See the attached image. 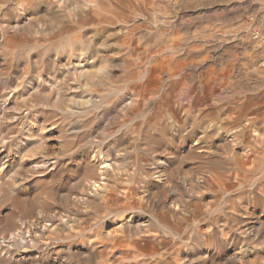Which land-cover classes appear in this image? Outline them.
Wrapping results in <instances>:
<instances>
[{
    "label": "bare ground",
    "instance_id": "6f19581e",
    "mask_svg": "<svg viewBox=\"0 0 264 264\" xmlns=\"http://www.w3.org/2000/svg\"><path fill=\"white\" fill-rule=\"evenodd\" d=\"M4 1L7 2L8 0H4ZM15 1L16 2H13V3H16L18 10L23 9V11H24V9L29 8V6H32L41 0H15ZM54 1H53V3H55V4L59 3V2H54ZM101 1L99 0V2L98 1L96 2L93 0H80V3H78L73 8L67 9V10L61 12L60 14H57L58 11L56 12V14L53 13L54 19H56V21L55 20L54 21L57 22V26H55L57 29L54 30V31H56L55 35L60 38L61 35L69 36L75 32L81 31L82 35H85V37H88L91 40V39H93L94 35L101 34V32L105 31V32H108V34H111L112 36H114L113 40L116 43V44L114 43L115 45L120 46L122 44H127V42L122 43V40L127 39V41H128L130 38L129 34L132 32V30L129 29L130 27H128L129 24H127V22L129 21V18L135 17L134 15H137L140 12L141 13L148 12L149 7H150L148 2H150V0L149 1L148 0H109L110 2L114 1L116 3L115 4H113V3L107 4L108 6H105L106 5L105 3L107 2V0L104 3L105 5ZM155 1H154V3L156 5L157 1L156 2ZM160 1H162V0H159V3H161ZM186 1H188V0H186ZM186 1H184V3H187ZM44 2H46V1H44ZM110 2H108V3H110ZM13 3H12V5H14ZM46 3H48V1ZM65 3H66V1H65ZM167 3L165 4V7H166V5L169 6V4H167ZM176 4H174V5H176ZM16 5H14V6H16ZM44 6H45V4H44ZM183 6H185V4ZM186 6H188V5L186 4ZM158 7H160V5ZM180 7H181V5H180ZM49 9H51V8H49ZM49 9H47V10H49ZM172 9H174V8H172ZM172 9H170V10H172ZM176 9H177V7H176ZM163 10H164V7H163ZM182 10H184V9H182ZM182 10H181V12H182ZM36 11H37V9H36ZM44 11H46V10H44ZM53 11L55 12L54 9H53ZM165 11H166V14H168L167 9H165ZM172 11H174V10H172ZM33 12H35V11H33ZM46 12H48V11H46ZM153 12H154V10H153ZM162 12H164V11H162ZM177 12H179V11L177 10ZM171 13L172 12H170L169 14H171ZM31 15H32V13H31ZM38 15L36 14V16H38ZM139 15H142V14H139ZM154 15H155V13H154ZM156 15H157V13H156ZM160 15H161V13L158 14V16H160ZM6 16H7V14H6ZM8 16L10 17V15H8ZM22 16H23V14H22ZM22 16H19V17H22ZM168 16H170V15H168ZM171 16H172V14H171ZM11 17H12V15H11ZM43 17L45 19V15ZM150 17H151V15H150ZM3 18H5V17L3 16ZM154 18H156V16ZM169 18L173 19L172 17H169ZM169 18H168V20H169ZM22 19H24V20L28 19L29 20V17L23 16ZM36 19H37V17H36ZM51 19H53V18H51ZM135 19H137V17H135ZM152 19H153V17H152ZM1 20H4V19H1ZM137 20H135V22H137ZM164 20H166V19H164ZM7 21H9V20H7ZM27 22H29V21H27ZM180 22H181V20H180ZM4 23H2V24H4ZM48 23H49V21H48ZM176 23H177V21H176ZM9 24H11V23H9ZM19 24H20V20H18V19L13 20V23L9 26V28H11L13 31L16 28H18ZM144 24H145V22H144ZM168 24H170V23H168ZM4 25H6V24H4ZM38 25H41V24H38ZM147 25H148V23H147ZM34 26H35V24H34ZM165 26H167V25H165ZM0 27H2V26H0ZM86 27H90L93 29L85 31ZM29 28H30V26H29ZM166 28H169V27H166ZM175 28H176V26H175ZM6 29H7V27H6ZM153 29H154V27H153ZM142 30H144V29H142ZM178 30L179 29H177L176 33H174L175 36L178 34L177 32H179ZM8 31H11V30H8ZM20 33H19V36L22 37L20 35ZM138 33L140 34V31ZM142 33H144V32L142 31ZM139 34H137V35H139ZM151 34H152V32H151ZM74 36H76V35H74ZM104 36H106V34ZM156 36H157V34H156ZM177 36H180V35L178 34ZM4 38H6V37H4ZM137 38H138V36H137ZM145 38H147V37H145ZM170 38L172 39V37H170ZM95 39H94V41H95ZM153 39H152V42H153ZM180 39H181V37H180ZM53 40H54V38H53ZM143 40H145V39L143 38ZM156 40H160V39H156ZM167 40H166V43H162V44H166L165 47H167L169 42L172 41V40L171 41L168 40L169 42L167 43ZM176 40H178V39H176ZM182 40L184 41V38ZM182 40H181V42H182ZM194 40H196V39H194ZM150 41H151V39H150ZM88 42H89V39H88ZM90 42H92V41H90ZM106 42H108V41H106ZM147 43H149V42H147ZM153 43H155V42H153ZM184 43H186V40ZM3 44L1 43V45H3ZM51 44H49V46ZM135 44H137V43H135ZM140 44L142 45L143 42H141ZM197 44H199V43H197ZM6 45H8V44H6ZM59 45L60 44H58V49H59ZM67 45L69 46L68 43H67ZM97 45H98V43H97ZM127 45H129V44H127ZM150 45H152L151 42H150L149 46ZM39 46H41V43ZM55 46H56V44H55ZM94 46H95V44H94ZM103 46H105V44H103ZM137 46H139V45H137ZM149 46H146V48ZM157 46H159V45H157ZM180 46L183 47V45H180ZM180 46H179V49L180 48L182 49V47H180ZM33 47H34V45H33ZM133 47H132V49L135 48V47L134 48ZM142 47H143V45H142ZM28 48H29V45H28ZM144 48H145V46H144ZM183 48H185V47H183ZM198 48H197V50H198ZM130 49H131V47H130ZM169 49L170 48H168L167 50H169ZM191 49L192 48H190V50ZM194 49H196V48H193V50ZM37 50L35 51L36 53L39 51V50L38 51ZM80 50L81 51L75 55L76 58L74 59V61L68 62L69 66H66L65 63L56 64V62H54V63H52V66L57 65V68H53V67L48 68L50 66V64H48L49 62H47L45 60L47 62L46 65H48V67L46 69L52 70L51 72H49L48 70L45 72L44 82L46 81L47 85L45 83L44 84L40 83L41 76L36 75L37 71H36V68L34 67L35 65L34 66L31 65L34 68H32V67L31 68H25L26 64L23 66L24 68H10L9 67V68H6L4 70H3V68H0V84H1L0 85V197L4 196V195L6 196L7 194L10 195V193L14 194V193H18V192H22L25 195H28L32 189L35 190V188H34L35 186L37 187L38 185H40L38 183H40L41 180L44 181V179H49L53 175V173H55V174L59 173V172H54V171H55L57 166L59 167L61 161H63L62 158L64 156V155L62 156V155L56 154V153L53 154V152L51 155H48L49 153L47 155H45L46 154L45 152H43L44 154L38 152V148H40V147L38 145H36L35 139H37V138L34 139L33 138L34 134L32 133V131H30V130H32V128L26 127L27 132H26V134L24 133L25 135H23V137L20 138L18 135H14V136H16V139L10 141L8 138H6L7 136H4V134L6 133V130L7 129L9 130V128L13 125L11 123L12 120L16 121V120H20V118H22L23 120L28 119V118H33L34 119L33 121H35V123L39 125V126L36 125L37 127H35L39 131L38 132L39 135L37 133L38 138L40 136V138L48 140L50 138L49 137L50 133L56 132L58 134V132H59V134H60L64 131L67 133L66 136L69 135V136H76L75 138L78 137V139H77L78 141L75 142L76 141V139H75V141H73V144H74V142L79 143L78 146L76 145L77 149L75 148L76 149L75 154L70 153L71 157L66 158L67 161H69V163L74 162V164H75L76 170L75 171L73 170V172L71 174L72 177L75 178V181H73L70 184V186H68L66 188H64L65 186H63V185H62L63 186L62 188L61 187L59 188V190L63 191L62 196L60 198L62 205L64 206L65 209H68L67 212H69V213L68 214L62 213L58 208L56 209V206H53L52 207L53 212L45 214V213H43V210L41 209V203L44 202V199L42 200L43 202H41V203L38 201H36V202L31 201L30 203L33 202L32 207L34 206L33 212L36 211L35 214L32 215L30 218H27V219H25L26 217H24V220L21 221L19 226H17V224L15 225V223L11 224L12 226L14 225V228L12 227V229H14L15 231L11 232L10 237H5V235L1 234V236H0V248L2 249V254L5 253V250L12 247V245H13L12 240L15 238V235L17 234V232H21V231L23 232L25 229V231L29 232L32 236L36 237V236H40V235H44V236L48 235L50 231L56 230L59 228L62 229V228H65L66 226L72 227L74 220L78 218L80 213H82L83 208L86 206H91V207L93 206L95 217L90 218L89 221L85 222V225H83L85 233L88 232L87 247L89 250H88L87 258H88L90 264H138L139 262H141V264H143L144 263L143 261H145L146 258H152L153 259V258L157 257V258L161 259L165 255L166 256L170 255L171 257L165 258L164 264H182L183 262H185L184 256H182V253H183L182 250H179L176 248L178 251L175 249L176 250L175 255L174 256L171 255L172 254L171 243L165 249L164 248L161 249L162 251L160 249L155 248V247H151L153 243L149 244L151 246H149L148 244L146 245L144 243H143V245L141 244V242H143V241H141L142 239L140 237H136V236L143 235L144 239H145V237L152 239L155 236V232L158 231L157 228L152 229L155 226L156 227L162 226V228H164V230H169V231L171 230L172 232H174L176 234L175 235L176 240L174 241L172 239L174 241L173 244L175 245V247H177L179 245V242H182V243L186 244L188 247L190 246L192 248L190 251V259L188 258L189 260L186 261L187 264H201V261H203V259H202L203 257H201V255L198 254L199 253L198 250H201L202 247H206L209 250H212L214 248L213 247L215 245L214 242H217V238H218L217 237L218 232L214 231V226L216 227V225L219 221V217L214 214V208L217 206V200H213V201L206 203V204H202L200 201L201 200L200 195H201V193H202V195L203 194L205 195V191H203L205 189L209 193L217 192V193L223 194V195L229 194L232 191L237 192L239 194V196H237V200L234 203L236 204V207H238L240 209L242 208L243 210H245L244 203L246 202V199L247 200L251 199L253 202H254L255 198L257 199V200L255 199L256 205H254V209H253V211H251V214L249 213V215H248V214H245L244 212H241V215H243V217L241 216L242 219L239 220L235 217H232L231 219L233 221V228H234L233 232H235V233L237 232V234L245 233V234H247V236H249V238H261L263 240V242L259 241L258 244L263 243V263L261 261L260 262L262 264H264V134H263V139L260 140L261 142L256 139V134H255L256 129L253 127L255 125L253 124V118L251 117V115L255 116V113L256 114L258 113L259 109L256 108L258 106V104L255 107L256 108L255 109L253 104L251 105L248 102L241 103L238 106V110H236L237 116L234 119H231V120L229 119V121H221V119H220L218 121L217 118L215 117L216 111L214 109H212L211 107H205L204 104L199 101L198 97L200 94L198 95V93L201 92L199 89H198V92H197V90H193V91L189 90L190 94L188 96L192 95L193 98L192 97L191 98L194 100L192 101V103L190 105H187L188 107L183 106L182 103L185 102L184 98L187 97L184 95V92H185L184 86H185V81L187 80L186 79V77H187L186 73L187 72L185 73L186 67L180 68L182 66H181L180 62H178L176 60H175L176 61L175 63H173V62L171 63V59L169 58V56L165 57V54H164V57H162V56L159 57L160 55H163V54H160V50H156V51L152 52L148 57L150 60H147V59L141 60L140 59L141 62L147 61L146 67L142 66L141 68H139L140 65L138 66V68H131L130 67L131 68L130 71H132V69H134L135 73L134 72L131 73L132 76L131 77L129 76L128 79L124 80V82H126V84L124 83L123 87L120 86L121 84L116 85L115 84L116 82H114V80H112V78L110 76L111 73L109 72V69H111L112 67H110L109 69H107V67H106V66H109L108 63L110 61L107 63V65H104L103 63L101 64L99 62L96 64L93 62V59H92L93 56L92 57L88 56L85 53L88 50H86L85 52H82L81 47H80ZM95 50L97 51V49H95ZM177 50H178V48H177ZM186 50H188V49H186ZM186 50H185V52H186ZM147 51H148V49H147ZM179 51H181V50H179ZM198 51H200V50H198ZM35 52L33 51V53H35ZM125 52H127V51H125ZM129 52L127 54H129ZM176 52L177 51H175V53ZM143 53H144V51H143ZM143 53H141V54H143ZM3 54L5 55V53H3ZM7 54L8 53H6V55ZM110 54H113V53H110ZM124 54H126V53H124ZM132 54H134V53H132ZM132 54H131V56H132ZM10 55H11V53H10ZM116 55H117V53H116ZM123 55H122V59H123ZM143 55H142V57H143ZM145 55H147V54L145 53ZM166 55H168V53ZM189 55H190V52H189ZM19 56H18V58H20ZM21 56H24V55H21ZM37 56H35V57H37L38 59L40 58V60H41V56L39 57V54H37ZM126 56H128V55H126ZM137 56L138 55H136V58H139ZM198 56L200 57V55H198ZM198 56H197V58H198ZM9 57H11V56H9ZM27 57H28V55H27ZM108 57H109V55H108ZM112 57L113 56H111V58ZM184 57L185 56L183 55L182 58L184 59ZM191 57L193 58V56H191ZM50 58H51V56H50ZM50 58H49V60H50ZM102 58H104V57L102 56ZM124 58H126V57L124 56ZM136 58L132 59L133 65L135 63L133 60H135ZM34 59L37 61L36 58H34ZM65 59H67V57ZM194 59H193V61H194ZM5 60H8V59L5 58ZM180 60H182V59L180 58ZM9 61H11L10 58H9ZM19 61H21V60H19ZM34 61H33V63H34ZM111 61H113V60H111ZM136 61H137V59H136ZM199 61H200V59H199ZM42 62H43V59H42ZM8 63H7V65H8ZM13 63L14 62L12 61L11 65H13ZM37 63H39V62L37 61ZM138 63L144 64L145 62H142V63L138 62ZM23 64H24V62H23ZM126 64L128 65V63H126ZM189 64H190V61H189ZM7 65H6V67H7ZM36 65L38 66V64H36ZM43 65H45V64L43 63ZM113 65H114V63H113ZM113 65H111V66H113ZM133 65H131V66H133ZM40 66H38L37 69L39 70V72L40 71L43 72L42 69L41 70L39 69ZM117 66H119V65H117ZM186 66H188V64ZM193 66H195V65H193ZM12 67H14V66H12ZM124 68H126V67H124ZM120 69H122V68H120ZM227 69H229V68H227ZM231 69L232 68H230L229 71H231ZM125 70H121V71H124V73H126ZM55 71L58 73L57 75L55 74L56 73ZM192 71H194V70H192ZM11 72H12V77H9V73H11ZM68 72H71L73 75H76L75 76L77 78V79L75 78L76 81H74V79L69 77L70 74L68 76ZM212 72H210L209 74L212 75ZM222 72H223V70H222ZM228 72H227V74H228ZM232 72H231V74H232ZM189 73H190V71H189ZM3 74L5 76H3ZM219 74H218V76H220ZM214 75H216V74H214ZM112 76H113V74H112ZM114 76H116V74ZM120 76L121 75H119V77H118V74H117L116 77L120 78ZM127 76H126V78H127ZM189 76H190V74H189ZM192 77H194V76L192 75ZM209 77H210V75H209ZM212 77H213V75H212ZM222 77H220V80H222L221 79ZM42 78H43V76H42ZM121 78H122V76H121ZM215 79H216L215 81H218L217 78H215ZM23 81L28 82V84L30 86V88H29V90H27L28 92H27V94H25V96L19 94L20 89H21L20 85L22 84ZM131 82H134V83H131ZM197 82H199V81L197 80ZM193 83H194V81H193ZM199 84L200 85H197V86L200 87L201 83L199 82ZM223 84H224L223 85V87H224L226 84L225 83H223ZM44 86H46V87H44ZM188 86H189V84H188ZM24 89H26V88H24ZM189 89H190V87H189ZM218 90H219V88H218ZM39 91L40 92L45 91L46 95H45V97H42L40 99L41 100L40 102L37 98L38 101L35 100V102L33 104L31 102L30 97L32 95L35 97L37 95V92H39ZM22 92H23V90H22ZM215 92H216V90H215ZM118 93H121V94L123 93L124 97H122V95H120ZM236 93H238V92H236ZM214 94L215 93H213L212 95H214ZM39 95H40V93H39ZM212 95L211 96L209 95V96L213 97ZM33 96H32V98H34ZM17 97L21 98V99L18 98L20 101L17 100ZM52 97H53V101H50V99ZM64 98H66L69 101V103L67 101L68 104L66 105L67 109H65V111L70 112V115H71V113H76V114H78V116L76 118L72 119L71 123H66L65 125L64 124L62 125L61 124L62 122L60 123V121H59L60 125L65 126V127L58 129L59 127H57V125L54 124V122L53 123L51 122L52 123L51 124L50 123L51 120L49 121V119L54 114L52 111H50V108H51V110L52 109H59L58 103L60 104V100L61 99L63 100ZM216 98H217V96H216ZM244 98H242V99H244ZM213 100L214 99H212V102L214 103ZM215 101H216V99H215ZM253 101H254V99H253ZM151 103H153V107L150 111H148V108L151 106ZM219 103H220V101H219ZM117 104H119L118 109L115 108ZM214 104H216V102ZM40 106L41 107L45 106L48 109L47 110L46 109L45 110H39L38 109L39 111H37L36 109ZM13 110H16V114L12 115ZM124 114L126 115V119L124 116L125 120L122 121L123 119L121 120V118H122L121 116ZM217 114H218V112H217ZM56 117L58 118V115H56ZM245 117H247V120L244 119ZM256 118H258V117H256ZM53 119L54 118H52V120ZM47 120L50 123V124L48 123L49 124L48 126L45 125ZM55 120H56V118L54 119V121ZM62 120L64 121L65 119L63 118ZM66 120L68 121V118ZM109 120H110V123L108 122ZM223 120H224V118H223ZM19 122L16 121V123L20 125ZM187 122H189V124H187ZM106 123H108L111 126V127L108 126L109 131H107V124ZM130 123L132 124V126H131L132 129L130 128ZM17 124H14V126L15 125L18 126ZM23 124H24V122H23ZM260 125H261V123H260ZM12 128H13V126H12ZM19 128H20V130L22 129L21 127H19ZM222 129H226V131H229V132L231 131V134L227 137V140L222 144V147L218 145V146H216V149L214 151L208 152L205 149L206 147L204 146L205 142L208 139L212 140L213 136H219L220 135L219 132ZM20 130H19V132H20ZM11 133H9V134H11ZM14 133H15V131H14ZM227 133H226V135H227ZM63 134H62V136H64ZM35 135H36V133H35ZM51 136H53V135H51ZM57 136L58 135L53 136V137H57ZM69 136H68V138H69ZM35 137H37V136H35ZM70 138H69V141L70 140L72 141L73 139L72 138L70 139ZM39 139H37V140L39 142L43 143V141L42 140L40 141ZM56 139H59V137H57ZM137 140H139V141L142 140V142L147 147L151 148V151H150L151 155L150 156H151L152 162L150 164L148 172L144 175V178H143L144 181L140 180L139 178L137 180L131 179V181L132 180L135 182L138 181L136 185H134L132 183L134 185V186H132L130 181H126V179L124 177L125 174H127V173H125L126 170L123 167L124 165L122 162H124V161H122V159H124V158H122V155L126 154V151H127L126 148L128 146H131V144H135V142ZM38 141H37V143H38ZM210 142H212V141H210ZM116 143L124 145L123 146L124 148L121 150L116 149L114 146V144H116ZM39 145H40V143H39ZM49 145H50V143H49ZM70 145H72V144H70ZM44 147H46V146H44ZM235 147H238V149L236 148L237 149L236 150ZM54 148L55 147H53V149ZM132 148H133V146H132ZM134 149H132L133 152H134ZM45 150H43V151H45ZM128 150H131V149H128ZM143 151H145V150H143ZM210 151H211V149H210ZM135 153H136V151H135ZM135 153H133V154L136 155ZM127 154H131V152L130 153L128 152ZM70 155H68V156H70ZM142 155L143 154H141V156ZM130 156H132V155H129V157ZM129 157H128V159H129ZM148 157H149V155H148ZM189 159H191L192 162L195 161V164H197L196 161L198 162L201 160H202V162L207 164V166H206L207 170L204 171L205 173H203L202 171L200 172V173H203V177L198 178L194 173H190V175L188 174L189 176L187 175V169L188 168L186 169V166L191 162V161H189ZM140 160H141V158H140ZM67 161H65V162H67ZM126 163H128V161ZM63 164H65V163H63ZM170 165H172V166H170ZM194 165L192 166V168H189L188 170L196 172L195 169H197L198 167L203 168L202 165H198V164L195 165L196 168H194ZM60 168H61V166H60ZM201 168H200V170H202ZM58 169L59 168H57V170ZM126 169H128V168H126ZM65 171H67V170H65ZM190 171H188V172H190ZM60 172H61V170H60ZM62 172H61V175H62ZM75 172H76V175H75ZM129 173L127 175H129ZM66 174H68V173H66ZM196 174L199 175V173H196ZM146 175L149 177V180H150L149 184L151 186H153V183H154L155 186L159 187V191H157L158 190L157 189L156 193H152V190H150L149 188H146L147 186H144V184L146 182L145 178H148V177H146ZM133 178H135V176ZM53 179L55 180L56 178L53 177ZM70 179L72 180V178H70ZM54 180H53V182H54ZM141 182H142V184H141ZM43 183H45V182H43ZM47 183H48V180H47L46 184ZM177 183L182 184L184 187H185V185H187V187H185V188L181 187V188H183V190H182L180 188V185H177ZM41 185L44 187V184L41 183ZM57 187H58V185H57ZM51 188H53V187L51 186ZM47 189H48V187H47ZM184 189L189 196H191V197L193 196L192 199L189 198V196H188L189 199H187V200L185 199ZM117 191L119 192V194L120 193L122 194L121 195L122 199L120 198V200H117L115 198L116 195L114 194V192H117ZM262 191H263V194H262L263 195V202L259 198ZM34 192H36V191H34ZM40 193L43 195H45V193H46L48 195L47 191L45 192V190H43L42 187H41V191H39V193H37L39 195L38 196L36 195L37 198L41 197ZM26 197H25V199H26ZM212 197H214V196H212ZM6 198H7V196H6ZM0 199H3V198H0ZM29 199L30 198H28V200ZM141 200H143L142 202H145L146 205H144V206L141 205L140 204ZM101 203L106 205L107 210H108L107 213L101 214V212H99L98 209L101 207ZM231 207H232V205H231ZM104 209H103V211H104ZM233 209L236 210V208H233ZM224 210H226V209L224 208ZM143 213L144 214L147 213V214L144 215ZM21 214H24V213L22 212ZM229 214H231V213H229ZM29 215L30 214H27L26 216H29ZM227 216H228V214H227ZM259 216L263 217V226L261 225V221L259 219ZM13 218L16 222L17 219H15V217H13ZM222 218H224V217H222ZM14 220H11V221H14ZM204 221H205V223H207L206 232L208 233V235H206V236H208V240H206V242H204V239H202L201 236L199 235L201 232L199 224H201V222H204ZM112 222H116L119 224V226L117 225L118 229H116L117 232L119 231L118 234L117 235H115V234L109 235L108 233L104 234L102 229H101V226H105V225L110 226L112 224ZM205 223H204V225H205ZM7 224H5V225H7ZM223 224H224V222H223ZM8 225H10V224H8ZM11 225L9 226V228L11 227ZM4 227H2V228H4ZM75 229H77V228H75ZM223 229H224V226H223ZM229 229H231V228H229ZM5 230L7 231L8 229H5ZM110 230H111V228H110ZM114 231L115 230H113V233H115ZM204 231H205V229H204ZM228 232L229 231H227V233ZM80 233H81V231H80ZM18 234H20V233H18ZM58 238H61V237H58ZM58 238H56L57 240H55V241H58ZM79 238H81V237H79ZM157 238L158 237H156V239ZM226 238H227V236H226ZM220 239H221V237H220ZM33 240L34 239H32V241ZM42 240H43V238H42ZM60 240H62V239H60ZM170 240H171V238H170ZM148 241H150V240H148ZM219 241L223 242L224 238H223V241H222V239ZM30 242H31V240L29 241V243ZM33 242H31V243L33 244ZM46 242H48V241H46ZM152 242H154V241H152ZM221 242H218L219 247H222L223 245H225V243H221ZM236 242H237V244H239V241H236ZM37 245H39V244H37ZM51 245H53V244L51 243ZM30 246L33 247V245H30ZM181 247H180V249H181ZM184 247H185V245H184ZM33 248H36V247H33ZM41 248H43V246ZM45 250H47V247H45ZM247 250H242V245H237L235 247H232V252H230V257L226 260V261H228L227 264H229L230 261L233 262V261L240 260L241 257L243 256L242 254L245 253ZM42 251L44 252V250H42ZM42 251L40 252L39 250H35L34 256H36V257L38 255L41 257L44 256ZM252 251H254V250L249 249V253ZM33 253H34V250H32V248L29 247V245H27V244L23 245L22 244V246L18 247L17 251L15 252L16 256L14 259H15V261L28 260V259L32 258L31 256ZM47 254H48V252H47ZM45 256H46V254H45ZM84 256H85V254H84ZM202 256H205V254L204 255L202 254ZM206 256H207V254H206ZM227 257H228V255H227ZM43 258H44L43 261H41L42 264H55V261H53L51 259H46L45 257H43ZM61 258H62V255H61ZM255 258H257V257H255ZM37 259L38 258H36V260ZM75 259H76V257H75ZM205 259H206V257H205ZM181 260H182L181 263H177V261L179 262ZM210 260H212V259H210ZM220 261H224V260L221 259ZM186 262H185V264H186ZM237 262H239V261H237ZM209 263L210 262H208V264ZM213 263L214 262L212 260L211 264H213ZM251 264H254V263L252 262Z\"/></svg>",
    "mask_w": 264,
    "mask_h": 264
},
{
    "label": "rangeland",
    "instance_id": "374dc122",
    "mask_svg": "<svg viewBox=\"0 0 264 264\" xmlns=\"http://www.w3.org/2000/svg\"><path fill=\"white\" fill-rule=\"evenodd\" d=\"M11 1V2H10ZM8 0L7 2H5L4 0H0V18L1 19H4V20H1L0 19V68H3L6 69V68H24L23 66L25 65L26 67L25 68H36V75L37 76H41V79H40V83H46V81L44 82V78H45V72L48 70L49 72H51L52 70L51 69H46L48 67L47 62H49L48 64H50V66L48 68H57V65L56 66H52V63L56 62V64H63L65 63L66 66H69L68 65V62L70 61H74V59L76 58L75 55L78 54L81 50H80V47L82 49V52H85V53L88 55V56H93L92 59H93V62L94 63H103L104 65H108L109 66H106L107 69H109L110 67H112L111 69H109V72L111 73L110 76L112 78V80H114V82H116L115 84L117 85H120L123 87L124 83L126 84V82H124V80L128 79L129 76L131 77L132 74L131 73H135V70L132 69V71H130L131 68H141L142 66L146 67L147 66V61H142V62H145L144 64L140 61L141 60H150L148 57L149 55L156 51V50H160V54H163V55H160L159 57H164V54H165V57L166 56H169V58L171 59V63H175L176 61L180 62L181 66L180 68H185V73L187 74V77H186V81H185V92H184V95L187 96L185 99V102L182 103L183 106H187V105H190L192 103V101L194 99L192 95L188 96L190 94V91H193V90H197L198 92V89L202 92H199L198 95V99L201 103L204 104L205 107H211L212 109H214L216 111V114L218 112V114L216 115L215 114V117L217 118V120L219 121L221 119V121H229V119H234L236 116H237V111L238 110V106L241 104V103H245V102H248L250 103L251 105L253 104L254 108H258L259 111L258 113L256 114L255 113V116L258 117L256 118L255 116H252L251 114V117L253 118V124L255 126H253L255 129H256V139L257 140H261L263 139V134H264V52H263V48H264V44L262 42H260L259 40H256L252 37V32L254 30H259L262 34H264V0H184L186 1L187 3H184V1L182 0H162L160 1L161 3H159V0H150L149 5V11L148 12H143V13H139V14H142V15H134L135 17H137V19L140 21H138L137 19H135V17H131L129 18V21L127 22L128 27H130L129 29L132 30V32L129 34L130 38L129 40L127 41V39L125 40H122V43H126L129 44H122L120 46H117L115 45V41L113 40V37L111 34H108V32H101V34H97V35H94L93 36V39L90 40V38L88 37H85V35H82L81 34V31L80 32H75L69 36H64V35H61L60 38L58 36L55 35V32L54 30H56L57 28L55 26H57V22L56 19H54V14H60L61 12L67 10V9H70V8H73L74 6H76L78 3H80V0H41L39 1L38 3H35L34 5L32 6H29V8H26L24 9H19L18 10V7L16 5V3H13V2H16L15 0ZM44 1H48V3L44 2ZM54 2H59V3H53ZM61 1V2H60ZM66 1V3H65ZM93 1H98L99 0H93ZM101 1V0H100ZM149 1V0H148ZM154 1L156 2V5L154 3ZM168 3H167V2ZM175 3H174V2ZM190 1V2H189ZM194 1V2H193ZM44 2V3H43ZM51 2V3H50ZM103 4L106 2V0H102L101 1ZM109 0H107V2L104 4L105 6H108L107 4H115L116 2L114 1H111L110 3ZM153 2V3H152ZM192 2V3H191ZM3 3V4H2ZM9 3V4H8ZM12 3L14 5H12ZM43 3V4H42ZM151 3V4H150ZM169 4L166 5L165 7V4ZM171 3V4H170ZM177 3V4H176ZM190 3V4H189ZM6 4V5H5ZM45 4V6H44ZM47 4V5H46ZM52 4V5H51ZM54 4V5H53ZM59 4V5H58ZM164 4V5H163ZM173 4V5H172ZM176 4V5H174ZM185 4V6H183ZM186 4L188 6H186ZM69 5V6H68ZM160 5V7H158ZM178 5V6H177ZM181 5V7H180ZM190 5V6H189ZM3 6V7H2ZM10 6V7H9ZM52 6V7H51ZM67 6V7H66ZM156 6V7H155ZM164 7V10H163V7ZM15 7V8H14ZM48 7V8H47ZM56 7V8H55ZM172 8V10H170ZM177 7V9H176ZM185 7V8H184ZM187 7V8H186ZM10 8V9H9ZM43 8V9H42ZM45 8V9H44ZM51 8V9H49ZM154 8V9H153ZM162 8V9H161ZM180 8V9H179ZM17 9V10H16ZM37 9V11H36ZM49 9V10H47ZM53 9L55 10V12L53 11ZM165 9H167V13L166 14V11ZM184 9V10H182ZM9 10V11H8ZM32 10V11H31ZM48 12H46V11ZM154 10V12H153ZM176 10V11H175ZM177 10L179 12H177ZM182 10V12H181ZM27 11V12H26ZM35 11V12H33ZM53 11V12H52ZM156 11V12H155ZM164 11V12H162ZM3 12V13H2ZM6 12V13H5ZM29 12V13H28ZM153 12V13H152ZM159 12V13H158ZM170 12H172V16L171 14H169ZM10 13V14H9ZM32 13V15H31ZM42 13V14H41ZM155 13V15H154ZM157 13V15H156ZM160 16H158V14H160ZM178 15H177V14ZM7 14V16H6ZM14 14V15H13ZM19 16H23L24 17H29V20H24L22 19V17H19ZM36 14L38 16H36ZM163 14V15H162ZM5 18H3V16ZM10 15V17L8 16ZM12 15V17H11ZM29 15V16H28ZM45 15V19H44V16ZM47 15V16H46ZM151 15V17H150ZM166 17H165V16ZM170 15V16H168ZM183 15V16H182ZM17 16V17H16ZM35 16V17H34ZM50 16V17H49ZM156 16V18H154ZM19 17V18H18ZM37 17V19H36ZM148 17V18H147ZM153 17V19H152ZM162 17V18H161ZM165 17V18H164ZM169 17H172L173 19L169 18ZM176 17V18H175ZM180 17V18H179ZM182 17V18H181ZM40 18V19H39ZM53 18V19H51ZM134 18V19H133ZM143 18V19H142ZM151 18V19H150ZM169 18V20H168ZM20 20V24L18 25V28H16L15 30L12 31L11 28H9V26L13 23V20ZM33 19V20H32ZM42 19V20H41ZM150 19V20H149ZM166 19V20H164ZM171 19V20H170ZM181 22H180V20ZM9 20V21H6ZM55 20V21H54ZM135 20H137V22H135ZM154 20V21H153ZM168 20V21H167ZM29 21V22H27ZM34 21V22H33ZM49 21V23H48ZM163 23H162V22ZM174 21V22H173ZM177 21V23H176ZM5 22V23H4ZM11 24H9V23ZM27 22V23H26ZM31 22V23H30ZM46 22V23H45ZM145 22V24H144ZM148 25H147V23ZM170 24H168V23ZM6 25H4V24ZM33 23V24H32ZM45 23V24H44ZM52 23V24H51ZM150 23V24H149ZM35 24V26H34ZM38 24H41V25H38ZM54 24V25H53ZM133 24V25H132ZM32 25V26H31ZM52 25V26H51ZM126 25V24H125ZM132 25V26H131ZM159 25V26H158ZM167 25V26H165ZM4 26V27H3ZM30 26V28H29ZM45 26V27H44ZM50 26V27H49ZM150 26V27H149ZM165 26V27H164ZM176 26V28H175ZM7 27V29H6ZM152 27V28H151ZM154 27V29H153ZM166 27H169V28H166ZM171 27V28H170ZM175 29H174V28ZM34 28V29H33ZM54 28V29H53ZM156 28V29H155ZM173 28V29H172ZM25 29V30H24ZM30 29V30H29ZM53 29V30H52ZM93 28H90V27H86L85 28V31H88V30H91ZM144 29V30H142ZM147 29V30H146ZM152 29V30H151ZM161 29V30H160ZM167 29V30H166ZM179 29L177 32L180 36H175L174 33H176V30ZM8 30H11V31H8ZM21 30V31H20ZM29 32H28V31ZM140 31V34L138 33ZM171 30V31H170ZM42 31V32H41ZM138 31V32H137ZM142 31L145 33H142ZM173 31V32H172ZM8 32V33H7ZM11 32V33H10ZM21 32V33H20ZM54 32V33H53ZM105 32V33H104ZM137 32V33H136ZM149 32V33H148ZM152 32V34H151ZM181 32V33H180ZM19 33L22 37L19 36ZM173 33V34H172ZM85 34V33H84ZM106 34V36H104ZM139 34V35H137ZM142 34V35H141ZM148 36H147V35ZM151 34V35H150ZM157 34V36H156ZM11 35V36H10ZM28 35V36H27ZM32 35V36H31ZM37 35V36H36ZM76 35V36H74ZM175 37H174V36ZM138 36V38H137ZM144 38L145 40H143V38L141 39L140 37ZM147 38H145V37ZM153 36V37H152ZM156 36V37H155ZM6 37V38H4ZM8 37V38H7ZM27 37V38H26ZM32 37V38H31ZM37 37V38H36ZM105 37V38H104ZM132 37V38H131ZM152 37V38H151ZM160 37V38H159ZM172 37V39L170 38ZM181 37V39H180ZM184 38V41L182 40ZM54 38V40H53ZM59 38V39H58ZM86 38V39H85ZM96 38V39H95ZM151 41H150V39ZM154 38V39H153ZM160 39V40H156V39ZM163 38V39H162ZM36 41H35V40ZM88 39H89V42H88ZM95 39V41H94ZM101 41H100V40ZM122 39V38H121ZM142 41H141V40ZM149 39V40H148ZM152 39H153V43L152 42ZM165 39V40H164ZM171 41V42H169ZM178 39V40H176ZM180 39V40H179ZM196 39V40H194ZM27 40V41H26ZM48 40V41H47ZM59 40V41H58ZM104 40V41H103ZM120 40V39H119ZM138 42H137V41ZM156 40V41H155ZM166 40H167V43L169 42V44L166 46V44H162V43H166ZM182 40V42H181ZM186 40V43H184ZM193 40V41H192ZM3 41V42H2ZM50 41V42H49ZM54 41V42H53ZM92 41V42H90ZM98 41V42H97ZM108 41V42H106ZM113 41V42H112ZM140 41V42H139ZM165 41V42H164ZM46 42V43H45ZM53 42V43H52ZM59 42V43H58ZM100 42V43H99ZM141 42H143V47L142 45L140 44ZM145 42V43H144ZM149 42V43H147ZM150 45L149 46V44ZM157 42V43H156ZM160 42V43H159ZM1 43L3 45H1ZM41 43V46H39ZM51 44L49 46V44ZM67 43L69 44V46L67 45ZM98 43V45H97ZM111 45H110V44ZM115 43V44H114ZM137 43V44H135ZM139 43V44H138ZM192 43V44H191ZM194 43V44H193ZM199 43V44H197ZM8 44V45H6ZM23 44V45H22ZM56 44V46H55ZM58 44L59 45V49H58ZM95 44V46H94ZM102 44V45H101ZM103 44H105V46H103ZM156 44V45H155ZM186 46H185V45ZM197 44V45H196ZM22 45V46H21ZM28 45H29V48H28ZM34 45V47H33ZM36 45V46H35ZM43 45V46H42ZM47 45V46H46ZM80 45V46H79ZM139 45V46H137ZM141 45V46H140ZM154 45V46H153ZM159 45V46H157ZM180 45H183V48L182 46ZM27 46V47H26ZM31 46V47H30ZM46 46V47H45ZM98 46V47H97ZM114 46V47H113ZM135 48H134V47ZM145 46V48H144ZM146 46H149L146 48ZM179 46L182 47V49L180 48L179 49ZM9 47V48H8ZM50 47V48H49ZM102 47V48H101ZM106 47V48H105ZM108 47V48H107ZM131 47V49H130ZM132 47L134 49H132ZM155 47V48H154ZM178 50H177V48ZM200 49H199V48ZM32 48V49H31ZM112 48V49H111ZM129 48V49H128ZM153 48V49H152ZM165 48V49H164ZM168 48H170L169 50H167ZM190 48H192L190 50ZM193 48H196L193 50ZM200 50L198 51L197 50ZM31 51H30V50ZM40 51H38V50ZM45 49V50H44ZM97 49V51L95 50ZM107 49V50H106ZM110 49V50H109ZM148 49V51H147ZM173 49V50H172ZM2 50V51H1ZM38 51L37 53L35 51ZM78 50V51H77ZM99 50V51H98ZM106 50V51H105ZM113 50V51H112ZM115 50V51H114ZM118 50V51H117ZM167 50V51H166ZM171 50V51H170ZM181 50V51H179ZM186 50V52H185ZM33 51L35 53H33ZM76 51V52H75ZM127 51V52H125ZM131 53H130V52ZM144 51V53H143ZM148 53H147V52ZM166 51V52H165ZM175 51H177L175 53ZM186 53H184V52ZM190 52V55H189V52ZM5 53V55L3 53ZM20 52V53H19ZM129 52V54H127ZM165 52V53H164ZM192 52V53H191ZM6 53H8L6 55ZM11 53V55H10ZM18 53V54H17ZM24 53V54H23ZM30 53V54H29ZM41 53V54H40ZM96 53V54H95ZM108 53V54H107ZM110 53H113V54H110ZM117 53V55H116ZM121 53V54H120ZM126 53V54H124ZM134 53V54H132ZM139 53V54H138ZM143 53V54H141ZM145 53L147 55H145ZM168 53V55H166ZM183 53V54H182ZM196 53V54H195ZM199 53V54H198ZM37 54H39V57L41 56V60L40 58L38 59L37 57ZM46 54V55H45ZM91 54V55H90ZM100 54V55H99ZM124 54V55H123ZM132 54V56H131ZM173 54V55H172ZM194 54V55H193ZM2 55V56H1ZM11 57H9V56ZM14 55V56H13ZM20 55V56H19ZM21 55H24V56H21ZM28 55V57H27ZM34 55V56H33ZM74 55V56H73ZM104 58H102V56ZM105 55V56H104ZM109 55V57H108ZM122 55H123V59H122ZM128 55V56H126ZM136 55H138L137 57L139 58H136ZM143 55V57H142ZM178 55V56H177ZM183 55L185 56L184 59L182 58ZM200 55V57L198 56ZM18 56L21 58H18ZM32 56V57H31ZM37 56V57H35ZM51 56V58H50ZM111 56H113L111 58ZM115 56V57H114ZM124 56L127 58H124ZM135 56V57H134ZM180 56V57H179ZM189 56V57H188ZM193 56V58L191 57ZM198 56V58H197ZM3 57V58H2ZM64 57V58H63ZM67 57V59H65ZM96 57V58H95ZM120 57V58H119ZM177 57V58H176ZM187 57V58H186ZM8 59V60H5ZM9 58L11 61H9ZM13 58V59H12ZM31 60H30V59ZM36 58L37 61L39 63H37V61L34 59ZM50 58V60H49ZM100 58V59H99ZM106 58V59H105ZM116 58V59H115ZM136 58L138 62L142 63V64H139L136 59L133 60L135 63L133 65L132 63V59ZM145 58V59H144ZM180 58L182 60H180ZM192 58V59H191ZM195 58V59H194ZM3 59V60H2ZM29 59V60H28ZM42 59H43V62H42ZM59 59V60H58ZM95 59V60H94ZM104 59V60H103ZM122 59V60H121ZM126 59V60H125ZM188 59V60H187ZM190 59V60H189ZM194 59V61H193ZM200 59V61H199ZM5 60V61H4ZM21 60V61H19ZM36 62H35V61ZM47 62H46V61ZM53 60V61H52ZM55 60V61H54ZM106 60V61H105ZM113 60V61H111ZM131 60V61H130ZM176 60V61H175ZM184 60V61H183ZM12 61L14 62L13 65L12 64ZM19 61V62H18ZM34 61V63H33ZM67 61V62H66ZM124 61V62H123ZM129 61V62H128ZM187 61V62H186ZM189 61H190V64H189ZM197 61V62H196ZM4 62V63H3ZM6 62V63H5ZM9 62V63H8ZM11 62V63H10ZM24 62V64H23ZM51 62V63H50ZM117 62V63H116ZM128 63V65L126 63ZM193 62V63H192ZM8 63V65H7ZM19 65H18V64ZM38 64L39 69L43 70L39 72V70L37 69L38 66L36 64ZM43 63L45 65H43ZM114 63V65H113ZM125 63V64H124ZM130 63V64H129ZM132 63V64H131ZM137 63V64H136ZM15 64V65H14ZM116 64V65H115ZM136 64V65H135ZM188 64V66H186ZM7 65V67H6ZM30 67H29V66ZM31 65H35L34 67L31 66ZM113 65V66H111ZM119 65V66H117ZM124 65V66H123ZM130 65V66H129ZM133 65V66H131ZM185 65V66H184ZM195 65V66H193ZM198 65V66H197ZM3 66V67H2ZM14 66V67H12ZM126 67V68H124ZM131 67V68H130ZM119 68V69H118ZM122 68V69H120ZM124 68V69H123ZM190 68V69H189ZM196 68V69H195ZM219 68V69H218ZM221 68V69H220ZM229 68V69H227ZM231 69V71H229ZM127 71H126V70ZM111 70V71H110ZM121 70H125L126 73H124V71H121ZM194 70V71H192ZM220 70V71H219ZM223 70V72H222ZM120 71V72H119ZM190 71V73H189ZM200 71V72H199ZM204 71V72H203ZM213 71V72H212ZM219 71V72H218ZM229 71V72H228ZM233 71V72H232ZM42 72V73H41ZM56 72V71H55ZM115 72V73H114ZM122 72V73H121ZM199 72V73H198ZM210 72H212V75L209 74ZM228 72V74H227ZM232 72V74H231ZM41 73V74H40ZM192 77V75L194 77ZM201 73V74H200ZM205 73V74H204ZM220 73V74H219ZM223 75H222V74ZM39 74V75H38ZM56 75L58 74L57 72L55 73ZM70 74V76H69ZM113 74V76H112ZM116 74H118V77L119 75L120 78H117L116 76H114ZM123 74V75H122ZM128 76H127V75ZM192 74V75H191ZM198 74V75H197ZM216 74V75H214ZM218 74L220 76H218ZM2 75V74H1ZM125 75V76H124ZM196 75V76H195ZM210 75V77H209ZM227 77H226V76ZM3 76H5L3 74ZM43 76V78H42ZM68 76L71 77L72 79H74V81H76V75H73L71 72H68ZM67 76V77H68ZM127 76V78H126ZM215 76V77H214ZM223 76V77H222ZM9 77H12V72L9 73ZM190 77V78H189ZM197 77V78H196ZM220 77H222L220 80ZM230 77V78H229ZM76 78V79H75ZM124 78V79H123ZM195 78V79H194ZM199 78V79H198ZM217 78V80L219 81H215ZM201 83V86H197V85H200L199 82H197V80ZM123 80V81H122ZM189 80V81H188ZM194 83H193V81ZM119 81V82H118ZM214 81V82H213ZM118 82V83H117ZM123 82V83H122ZM196 82V83H195ZM225 83L226 85L223 87V83ZM13 83V82H12ZM75 83V82H74ZM131 83H134V82H131ZM192 83V84H191ZM215 83V84H214ZM26 84V85H25ZM189 84V86H188ZM196 84V85H195ZM1 85V84H0ZM28 85V86H27ZM188 86V87H187ZM192 86V87H191ZM46 87V86H44ZM190 87V89H189ZM198 87V88H197ZM20 92L19 94L20 95H23L25 96V94H27V90H29L30 86L28 84V82L26 81H23L22 84L20 85ZM23 88V89H22ZM26 88V89H24ZM201 88V89H200ZM219 88V90H218ZM23 90V92H22ZM190 90V91H189ZM216 90V92H215ZM219 91V92H218ZM26 92V93H25ZM47 92V91H46ZM238 92V93H236ZM23 93V94H22ZM40 93V95H39ZM43 95H42V94ZM209 93V94H208ZM213 93H215L214 95H212ZM120 95H122V97H124L123 93H118ZM187 94V95H186ZM208 94V95H207ZM219 94V95H218ZM35 95V94H34ZM39 95V96H38ZM42 95V96H41ZM45 91L44 92H37V95L32 98V96L30 97L31 99V102L34 104L35 100H39V102L41 101L40 99L42 97H45ZM202 95V96H201ZM212 95L213 97H210ZM245 95V96H244ZM183 96V95H182ZM209 96V97H208ZM215 96V97H214ZM217 96V98H216ZM240 96V97H239ZM21 97V96H20ZM20 97H17V100L21 99ZM192 97V98H191ZM234 97V98H233ZM237 97V98H236ZM245 97V98H244ZM19 98V99H18ZM211 98V99H210ZM233 98V99H232ZM244 98V99H242ZM254 101H253V99ZM183 99V100H184ZM212 99H214V103L216 102V104H214L212 102ZM216 99V101H215ZM37 100V101H38ZM211 100V101H210ZM257 100V101H256ZM20 101V100H19ZM50 101H53V97L50 99ZM67 99L64 98L63 100L61 99L60 100V104L58 103L59 105V109H52L50 108V111H52L54 114L53 116L49 119L50 123L54 122V124L57 125V127H59L58 129H61V128H64L65 126H62L63 124L65 125L66 123H71L72 122V119L76 118L78 116V114L76 113H71L70 115V112H66L65 109H67ZM187 101V102H186ZM208 101V102H207ZM220 101V103H219ZM252 101V102H251ZM153 102V101H152ZM212 102V103H211ZM228 102V103H227ZM66 103V104H65ZM206 104V105H205ZM219 104V105H218ZM213 107H212V106ZM231 105V106H230ZM61 106V107H60ZM217 106V107H216ZM220 106V107H219ZM38 107L36 110L39 111V110H47L48 108L47 107ZM153 107V103H151V106L148 108V111H150ZM188 107V106H187ZM215 107V108H214ZM230 107V108H229ZM41 108V109H40ZM116 109L119 108V104L116 105L115 107ZM255 108V109H256ZM39 109V110H38ZM224 109V110H223ZM233 109V110H232ZM55 111V112H54ZM63 111V112H62ZM221 111V112H220ZM57 112V113H56ZM65 112V113H64ZM226 112V113H225ZM233 113V114H232ZM13 114H16V110H13ZM58 115V118L56 117V115ZM68 114V115H67ZM222 115V116H221ZM228 115V116H227ZM233 115V116H232ZM55 116V117H54ZM61 118H60V117ZM124 116H125V119H126V115H122L121 117V120L124 121ZM224 116V117H223ZM260 117V118H259ZM52 118H56V120L54 121V119L52 120ZM65 119L64 121L62 119ZM68 118V121L66 120ZM224 118V120H223ZM228 119V120H227ZM244 119L247 120V117H245ZM25 120V121H24ZM22 119L20 118V120H16L17 122L20 123L17 124L16 121L12 120V126L9 128V130L7 129L6 130V133L4 134V136H7L6 138H8L10 141L11 140H15L16 139V136L14 135H18L20 138L23 137V135L26 134V130L27 128H32V133L34 134L33 138H38V135H39V131L35 128L37 126H39L38 124L35 123V121H33L34 119L33 118H28V119ZM31 120V121H30ZM49 121L47 120V122L45 123L46 126H48L50 123ZM62 125H60V123ZM245 121V120H244ZM24 122V124H23ZM64 122V123H63ZM110 123V120L108 121ZM258 122V123H257ZM263 122V123H262ZM49 123V124H48ZM51 123V124H52ZM58 123V124H57ZM261 123V125H260ZM14 124H17L18 126H14ZM23 124V125H22ZM26 124V125H25ZM32 124V125H31ZM35 124V125H34ZM107 124V131H109V127H111L108 123ZM187 124H189V122H187ZM34 125V126H33ZM37 125V126H36ZM44 125V124H43ZM260 125V126H259ZM23 126V127H22ZM109 126V127H108ZM132 124L130 123V128L132 129ZM188 126V125H187ZM257 126V127H256ZM21 127L22 129L20 130ZM27 127V128H26ZM4 128V127H3ZM17 128V129H16ZM5 129V128H4ZM11 129V130H10ZM15 129V130H14ZM17 130V131H16ZM20 130V132H19ZM201 130V129H200ZM199 130V131H200ZM15 131V133H14ZM35 131V132H34ZM37 131V132H36ZM60 131V130H59ZM173 131V130H172ZM11 134H9V133ZM174 132V131H173ZM228 132V133H227ZM25 133V134H24ZM36 133V135H35ZM38 133V135H37ZM64 133V134H63ZM172 133V132H171ZM227 133V135H226ZM258 133V134H257ZM7 134V135H6ZM62 134L64 136H62ZM173 134V133H172ZM219 136H213L212 140L211 139H208L204 146L206 147L205 149L208 151V152H212L216 149V146H221L222 147V144L227 140V137L231 134V131H226V129H222L220 132H219ZM12 135V136H11ZM56 136L58 135L57 137H59V139H56L57 137H53V136ZM60 135V136H59ZM67 133L66 132H62L58 134L55 132V133H50L49 138L48 140L47 139H42L40 138L39 140L43 141V143L39 142L37 139H35L36 141V145H38L40 148H38V152L40 153H43L45 152L47 155H51L52 152L53 154L56 153V154H60V155H64L59 167L57 166L55 171L54 172H59L58 174H55L53 173V175L49 178V179H44V181H40V185H38L37 187L35 186V190L32 189L31 192L28 194V195H25L24 193L22 192H18V193H10V195H6L4 196H1L0 198H3V199H0V236L1 234L2 235H5V237H10V234L11 232L15 231L14 229H12V227L14 228V225L12 226L11 224H14L15 225L17 224V226H19V224L21 223L22 220H24V217H26L25 219L27 218H30L32 215L35 214L36 211L33 212L34 210V206L32 207V204L33 202L35 201H38V202H43L42 200L44 199V202L41 203V209L43 210V213L45 214H48V213H52L53 210H52V207L53 206H56V209L58 208L62 213H66L68 214L69 212H67L68 209H65L64 206L62 205V202H61V196H62V193L63 191L62 190H59V188L65 186L64 188L70 186V184L75 181V178L72 177V172L73 170L75 171L76 170V167H75V164L74 162H70L67 161L66 158H70L71 154H75L76 152V147L79 145V143H75L77 142L78 140V137L75 138L76 136H69V138L71 137L73 140L69 141V138L68 136H66ZM155 135V134H154ZM222 135V136H221ZM37 136V137H35ZM14 137V138H13ZM62 137V138H61ZM68 138V139H67ZM70 138V139H71ZM226 138V139H225ZM61 139V140H60ZM67 139V140H66ZM76 139V141H75ZM46 140V141H45ZM66 140V141H65ZM214 140V141H213ZM38 141V143H37ZM45 141V142H44ZM48 141V142H47ZM73 141L74 144H73ZM212 141V142H210ZM216 141V142H215ZM71 142V143H70ZM261 142V141H260ZM40 143V145H39ZM50 143V145H49ZM52 143V144H51ZM67 143V144H66ZM208 143V144H207ZM47 144V145H46ZM72 144V145H70ZM207 144V145H206ZM77 145V146H76ZM122 144H119V143H116L114 144L115 148L118 149V150H121L123 149L124 145ZM141 145V146H140ZM144 145V146H143ZM46 146V147H44ZM72 146V147H71ZM133 146V148H132ZM209 148H208V147ZM53 147H55L53 149ZM143 147V148H142ZM46 150H45V149ZM52 148V149H51ZM57 148V149H56ZM76 148V149H75ZM135 148V149H134ZM138 148V149H137ZM238 149V147H235V149ZM128 149H131V150H128ZM134 149V152L133 150ZM137 149V150H136ZM140 149V150H139ZM209 149V150H208ZM211 149V151H210ZM236 149V150H237ZM45 150V151H43ZM50 150V151H49ZM68 150V151H67ZM70 150V151H69ZM126 154H123L122 155V162L123 163V167L125 168V173H129V175L125 174V179L126 181H130L131 185L134 186L137 184L138 181H133V180H137L138 178L140 180H143L144 181V175L148 172L149 170V167H150V164L152 162L151 160V154H150V151H151V148L147 147L143 142L142 140H137L135 142V144H131V146H128L126 148ZM145 150V151H143ZM57 151V152H56ZM136 151V153H135ZM67 152V153H66ZM130 153L131 154H127V153ZM142 152V153H141ZM69 153V154H68ZM124 153V152H123ZM133 153H135L136 155H134ZM44 154V153H43ZM141 154H143L141 156ZM67 155V156H66ZM70 155V156H68ZM129 155H132L129 157ZM138 155V156H137ZM149 155V157H148ZM126 156V157H125ZM129 157V159H128ZM136 157V158H135ZM65 158V159H64ZM141 158V160H140ZM131 159V160H130ZM205 159V158H204ZM135 160V161H134ZM67 161V162H65ZM128 161V163L126 162ZM138 163H137V162ZM146 161V162H145ZM189 161H191L187 166H186V169L188 168H192V166L195 164V161L192 162L191 159H189ZM200 162V163H199ZM65 163V164H63ZM137 165H136V164ZM196 163L198 165H202L203 168L201 167H198L196 170V172L194 171H190L187 169V175L190 173H194L198 178L199 177H203V173H205L204 171H206L207 169V164L202 162L201 161H196ZM72 164V165H71ZM127 166H126V165ZM130 164V165H129ZM191 164V165H190ZM195 164V165H197ZM136 165V166H135ZM194 165V168H196ZM205 165V166H204ZM61 166V168H60ZM140 168H139V167ZM144 166V167H143ZM172 166V165H170ZM191 166V167H190ZM138 167V168H137ZM57 168H59L57 170ZM64 168V169H63ZM72 168V169H71ZM128 168V169H126ZM200 168L202 170H200ZM205 168V169H204ZM131 169V170H130ZM144 169V170H143ZM62 172V175H61V172ZM67 170V171H65ZM128 170V171H127ZM130 170V171H129ZM140 170V171H139ZM142 170V171H141ZM199 170V171H198ZM65 171V172H64ZM190 171V172H188ZM198 171V172H197ZM203 172V173H200V172ZM142 172V173H141ZM68 173V174H66ZM132 173V174H131ZM196 173H199L196 174ZM55 174V175H54ZM66 174V175H65ZM134 174V175H133ZM138 174V175H137ZM61 175V176H60ZM75 175H76V172H75ZM140 175V176H139ZM143 177H142V176ZM188 175V176H189ZM201 175V176H200ZM56 176V177H55ZM61 178H60V177ZM71 176V177H70ZM135 176V178H133ZM139 176V177H138ZM56 178L55 180L53 179ZM127 177V178H126ZM146 177H148L146 175ZM59 178V179H58ZM72 178V180L70 179ZM131 179H133L131 181ZM148 179V180H147ZM176 179V178H175ZM48 180V185L46 184ZM54 180V182H53ZM66 180V181H65ZM70 180V181H69ZM51 181V182H50ZM64 181V182H63ZM142 181V182H143ZM145 184L144 186H147L146 188H149L150 190H152V193H156L157 191H159V187L155 186L154 183H153V186H151L149 184L150 180H149V177L148 178H145ZM45 182V183H43ZM56 182V183H55ZM69 182V183H68ZM141 182V184H142ZM44 184V187L41 185ZM51 185H50V184ZM58 183V184H57ZM134 185H133V184ZM47 186H46V185ZM61 184V185H60ZM148 184V185H147ZM58 185V187H57ZM63 185V186H62ZM150 185V186H149ZM177 185H180V188L181 187H184L182 184L180 183H177ZM51 186L53 188H51ZM39 187V188H38ZM41 187L43 190H45V192L47 191L48 195L45 193V195L41 194V197L40 198H37V196L39 194V191H41ZM48 187V189H47ZM50 187V188H49ZM185 187H187V185H185ZM184 187V188H185ZM37 188V189H36ZM45 188V189H44ZM47 189V190H46ZM158 189V190H157ZM183 190V188H181ZM57 190V191H56ZM157 190V191H156ZM36 191V192H34ZM60 191V192H59ZM154 191V192H153ZM205 191V195L201 193L200 195V198H201V203L202 204H206V203H209L213 200H217V206L214 208V214L216 216L219 217V221L216 225V227L214 226V231L215 232H218L217 233V242H214V248L212 250H209L208 248L206 247H202L201 250H198L199 251V255H201V257H203V261H201V264H208V262H210L209 264H211V261L213 260V264H227L228 261H226L229 257H230V252H232V247H235L237 245H242V250H247L245 253H243L242 257L240 260H237V261H233V262H229V264H251L252 262L254 264H262L263 263V243L262 244H258V242H263V240L261 238H249V236H247V234L245 233H242V234H237V232H233V221H232V217H235L237 219H242L243 215H241V212H244L245 214H248L249 213L251 214V211H253L254 209V205H256L255 201L256 200L254 199V202L249 199L247 200L246 199V202L244 203V207H245V210H243L242 208H238L236 207V204L234 203L236 200H237V196H239V194L237 192H230L229 194H226V195H223V194H219L217 192H214V193H209L207 192L205 189L203 190ZM53 192V193H52ZM183 192V191H182ZM35 193V194H34ZM235 193V194H234ZM114 194L117 196H115V198L117 200H120V198L122 199V194L117 191V192H114ZM263 194V191L261 193V195ZM24 195V196H23ZM37 195V196H36ZM161 195V194H160ZM214 197H212V196ZM259 196L260 200L263 202V195L262 196ZM9 196V197H8ZM27 196V197H26ZM31 196V197H30ZM46 196V197H45ZM184 196H185V199H189V198H193V196H189L185 189H184ZM189 196V198H188ZM199 196V195H198ZM211 196V197H210ZM26 197V199H25ZM195 197V196H194ZM222 197V198H221ZM6 200H5V199ZM10 198V199H9ZM28 198H30L28 200ZM119 198V199H118ZM204 198V199H203ZM208 199V200H207ZM222 199V200H221ZM9 200V201H8ZM11 200V201H10ZM51 200V201H50ZM208 202H207V201ZM4 201V202H3ZM31 201H33L32 203H30ZM143 200L140 201V204L141 205H146L145 202H142ZM230 201V202H229ZM232 201V202H231ZM3 202V203H2ZM228 204H227V203ZM27 203V204H26ZM48 203V204H47ZM52 204V205H51ZM8 205V206H7ZM31 205V206H30ZM227 205V206H226ZM232 205V207H231ZM249 205V206H248ZM221 206V207H220ZM229 206V207H228ZM4 207V208H3ZM219 207V208H218ZM33 208V209H32ZM67 208V207H66ZM105 208V209H104ZM218 208V209H217ZM224 208L226 210H224ZM233 208H236L233 209ZM252 208V209H251ZM104 209V211H103ZM231 209V210H230ZM99 212H101V214H104V213H107V207L105 204L101 203V207L98 209ZM103 211V212H102ZM247 211V212H246ZM24 213V214H21V213ZM26 213V214H25ZM231 213V214H229ZM27 214H30L29 216H26ZM97 214V213H96ZM144 214V213H143ZM147 214V213H145ZM144 214V215H145ZM228 214V216H227ZM242 216V217H241ZM17 219L16 222L14 220V218ZM23 217V218H22ZM92 217H95V213H94V209H93V206H86L83 208V211L82 213L79 214L78 218L74 220L73 222V226L72 227H69V226H66L65 228H59V229H56V230H52L49 232L48 235H40V236H32L29 232L24 231L22 232H17L20 233V234H16L15 235V238L12 240V247L10 248H6L7 250H5V253L2 254V249L0 248V264H42L41 261H43V257H45L46 259H51L53 261H55V264H90L89 263V260L87 258V254H88V247H87V236H88V232L85 233V230L83 228V225H85V222H88L90 218ZM224 217V218H222ZM245 217V216H244ZM12 218V219H11ZM227 218V219H226ZM10 219V220H9ZM20 219V220H19ZM225 219V220H224ZM229 219V220H228ZM259 219L261 221V225L263 226V217L259 216ZM11 220H14V221H11ZM223 220V221H222ZM8 221V222H7ZM231 221V222H230ZM6 222V223H5ZM220 222V223H219ZM224 222V224H223ZM11 227L9 228L10 225ZM204 222H201L200 225V236L202 239H204V242H206V240H208V233L206 232V229H207V223ZM226 223V224H225ZM7 224V225H5ZM156 224V223H155ZM116 225V226H115ZM119 224L116 223V222H112V224L110 226H101V229L103 231L104 234H109V235H117L118 232L116 229H118V226ZM5 226V227H4ZM76 226V227H75ZM206 226V227H205ZM223 226H224V229H223ZM5 229H10L9 231L5 230ZM205 227V228H204ZM219 227V228H218ZM222 229H221V228ZM72 228V229H71ZM77 228V229H75ZM111 228V230H110ZM157 228L158 231L155 232V236L150 239L148 237H145V239L143 238V235L141 236H136V237H140L143 241L141 242V244L143 245L144 244H152L149 245L151 247H155L157 249H165L167 246L172 245V256L175 255L176 253V250L179 249V250H182L183 253H182V256H184V259H185V262L188 261L190 259V251H191V247L187 246L186 244L182 243V242H179V245L177 247H175V245L173 244V242L176 240L175 238V233L172 232L171 230H164V228H162V226L160 227H154L152 229H155ZM227 228V229H226ZM231 228V229H229ZM3 229V230H2ZM83 229V230H82ZM205 229V231H204ZM218 229V230H217ZM2 230V231H1ZM79 230V231H78ZM113 230H115L113 233ZM224 230V231H223ZM229 231L227 233V231ZM231 230V231H230ZM76 231V232H75ZM81 231V233H80ZM83 231V232H82ZM10 232V233H9ZM52 232V233H51ZM233 232V233H232ZM56 233V234H55ZM80 233V234H79ZM153 233V232H152ZM163 233V234H162ZM174 233V234H173ZM207 233V234H206ZM160 234V235H159ZM162 234V235H161ZM171 234V235H170ZM50 235V236H49ZM52 235V236H51ZM173 235V236H172ZM221 235V236H220ZM17 236V237H16ZM63 236V237H62ZM166 236V237H165ZM168 236V237H167ZM171 236V237H170ZM203 236V237H202ZM223 241V238H224V241L221 242L219 240L220 237ZM227 236V238H226ZM31 237V238H30ZM58 237H61V238H58ZM66 237V238H65ZM81 237V238H79ZM156 237H158L156 239ZM162 237V238H161ZM173 237V238H172ZM40 238V239H39ZM43 238V240H42ZM55 238V239H54ZM56 238H58V241H55L57 240ZM171 238V240H170ZM200 238V237H199ZM32 239H34L32 241ZM47 239V240H46ZM50 239V240H49ZM62 239V240H60ZM166 239V240H165ZM174 241H173V240ZM31 240V242H33V244L29 241ZM45 240V241H44ZM53 240V241H52ZM150 240V241H148ZM154 242H152V241ZM37 241V242H36ZM48 241V242H46ZM52 241V242H51ZM66 241V242H65ZM236 241H239V244H237ZM77 242V243H76ZM147 242V243H146ZM218 242H221V243H225V245H223L222 247H219L218 245ZM253 242V243H252ZM256 242V243H255ZM45 243V244H44ZM51 243L53 245H51ZM62 243V244H61ZM181 243V244H180ZM23 245H29V247L32 248V250H34V253L32 254V258L31 259H28V260H23V261H15V252L17 251L18 247L22 246ZM39 244V245H37ZM30 245H33V247H36V248H33L32 246ZM58 245V246H57ZM81 245V246H80ZM185 245V247H184ZM218 245V246H217ZM43 246V248H41ZM163 246V247H162ZM182 246V247H181ZM41 249H40V248ZM45 247H47V250H45ZM49 247V248H48ZM51 247V248H50ZM68 247V248H67ZM162 247V248H161ZM181 247V249H180ZM184 247V248H183ZM17 248V249H16ZM177 248V249H176ZM11 249V250H10ZM59 249V250H58ZM176 249V250H175ZM218 249V250H217ZM220 249V250H219ZM249 249H252L254 251L250 252L249 253ZM35 250H39L40 252L42 250H44L43 252V255L44 256H34L35 255ZM61 251V252H60ZM63 251V252H62ZM81 251V252H80ZM162 251V250H161ZM178 251V250H177ZM217 251V252H216ZM9 252V253H8ZM13 252V253H12ZM48 252V254H47ZM59 252V253H58ZM217 254H216V253ZM222 252V253H221ZM79 253V254H78ZM82 253V254H81ZM7 254V255H6ZM9 254V255H8ZM46 254V256H45ZM75 254V255H74ZM85 254V256H84ZM202 254L205 256H202ZM207 254V256H206ZM212 254V255H211ZM51 255V256H50ZM61 255H62V258H61ZM66 257H64V256ZM78 255V256H77ZM228 255V257H227ZM53 256V257H52ZM68 256V257H67ZM74 258H73V257ZM10 257V258H9ZM60 257V258H59ZM76 257V259H75ZM167 257H171L170 255L168 256H164L162 257L161 259L155 257V258H146L145 261H143L144 263L143 264H164L165 263V258ZM206 257V259H205ZM227 257V258H226ZM257 257V258H255ZM13 260H12V259ZM36 258H38L36 260ZM157 258V259H156ZM189 258V259H188ZM209 258V259H208ZM214 258V259H213ZM40 259V260H39ZM67 259V260H66ZM71 259V260H70ZM187 259V260H186ZM208 259V260H207ZM212 259V260H210ZM221 259H223L224 261H220ZM207 260V261H206ZM215 260V261H214ZM252 260V261H251ZM259 260V261H258ZM9 261V262H8ZM218 261V262H217ZM255 261V262H254ZM262 263H261V262ZM78 262V263H77ZM146 262V263H145ZM181 261H177V263H181ZM185 262H183L182 264H185ZM257 262V263H256ZM141 264V262H139ZM138 263V264H139ZM187 264V262H186Z\"/></svg>",
    "mask_w": 264,
    "mask_h": 264
},
{
    "label": "built area",
    "instance_id": "2783aa9c",
    "mask_svg": "<svg viewBox=\"0 0 264 264\" xmlns=\"http://www.w3.org/2000/svg\"><path fill=\"white\" fill-rule=\"evenodd\" d=\"M252 37L264 44V34H262L259 30H254L252 32ZM263 52H264V48H263Z\"/></svg>",
    "mask_w": 264,
    "mask_h": 264
}]
</instances>
